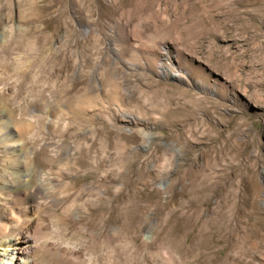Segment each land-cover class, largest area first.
Wrapping results in <instances>:
<instances>
[{
  "label": "rangeland",
  "instance_id": "obj_1",
  "mask_svg": "<svg viewBox=\"0 0 264 264\" xmlns=\"http://www.w3.org/2000/svg\"><path fill=\"white\" fill-rule=\"evenodd\" d=\"M23 209L36 264H264V0H0Z\"/></svg>",
  "mask_w": 264,
  "mask_h": 264
},
{
  "label": "bare ground",
  "instance_id": "obj_2",
  "mask_svg": "<svg viewBox=\"0 0 264 264\" xmlns=\"http://www.w3.org/2000/svg\"><path fill=\"white\" fill-rule=\"evenodd\" d=\"M5 186L7 192L12 191L10 184ZM23 210L17 211L16 218L5 219L0 225V264H36V246L32 232L37 225V218L32 212ZM64 264L74 263L65 259Z\"/></svg>",
  "mask_w": 264,
  "mask_h": 264
}]
</instances>
